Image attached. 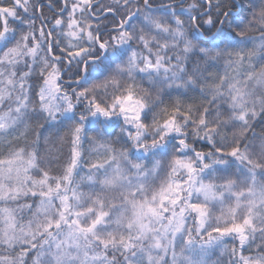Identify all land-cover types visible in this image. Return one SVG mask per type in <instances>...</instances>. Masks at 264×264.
Masks as SVG:
<instances>
[{"label":"snow or ice","instance_id":"6c2138e0","mask_svg":"<svg viewBox=\"0 0 264 264\" xmlns=\"http://www.w3.org/2000/svg\"><path fill=\"white\" fill-rule=\"evenodd\" d=\"M0 264H264V0H0Z\"/></svg>","mask_w":264,"mask_h":264},{"label":"trees","instance_id":"16d2710c","mask_svg":"<svg viewBox=\"0 0 264 264\" xmlns=\"http://www.w3.org/2000/svg\"><path fill=\"white\" fill-rule=\"evenodd\" d=\"M43 1H46L48 3V0H43ZM161 2V0H153V3L154 4H159ZM177 4H180L181 0H176ZM188 0H185V3H187ZM102 3L107 5V4H110L112 3V0H102ZM46 12V10H44V13ZM50 15L52 16L53 15V12L50 13ZM102 18V17H101ZM113 132V135L117 134L119 132V128H115L113 130H111ZM257 131H259V127H257ZM198 147H203L204 145L202 144H199L197 145ZM87 171L86 167H85V172ZM84 173H82L83 175ZM213 259H215V257H213Z\"/></svg>","mask_w":264,"mask_h":264},{"label":"flooded vegetation","instance_id":"af4514ba","mask_svg":"<svg viewBox=\"0 0 264 264\" xmlns=\"http://www.w3.org/2000/svg\"><path fill=\"white\" fill-rule=\"evenodd\" d=\"M43 3H44L45 5L47 4L46 1H43ZM44 10H46L45 15L51 17V15H50L51 11H49L47 7H45Z\"/></svg>","mask_w":264,"mask_h":264}]
</instances>
